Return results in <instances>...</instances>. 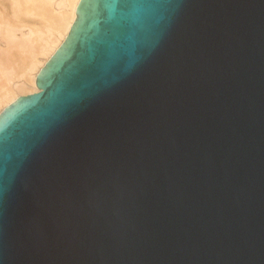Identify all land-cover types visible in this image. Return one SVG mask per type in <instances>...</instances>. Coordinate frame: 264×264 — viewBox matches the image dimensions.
<instances>
[{
    "label": "water",
    "instance_id": "water-1",
    "mask_svg": "<svg viewBox=\"0 0 264 264\" xmlns=\"http://www.w3.org/2000/svg\"><path fill=\"white\" fill-rule=\"evenodd\" d=\"M0 116V264H264V0H83Z\"/></svg>",
    "mask_w": 264,
    "mask_h": 264
},
{
    "label": "bare ground",
    "instance_id": "bare-ground-1",
    "mask_svg": "<svg viewBox=\"0 0 264 264\" xmlns=\"http://www.w3.org/2000/svg\"><path fill=\"white\" fill-rule=\"evenodd\" d=\"M83 0H0V116L39 93L37 83L63 52Z\"/></svg>",
    "mask_w": 264,
    "mask_h": 264
}]
</instances>
